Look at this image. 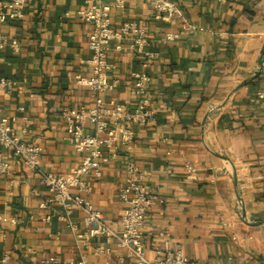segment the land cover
<instances>
[{
	"label": "crops",
	"instance_id": "1",
	"mask_svg": "<svg viewBox=\"0 0 264 264\" xmlns=\"http://www.w3.org/2000/svg\"><path fill=\"white\" fill-rule=\"evenodd\" d=\"M171 1L179 6L173 20L156 18L148 0L113 8L115 24H144L150 48L160 55L148 59L128 43L113 48L110 74L118 84L104 96L130 105L132 74L146 69L157 115L136 128L134 140L118 160L103 164L101 176L86 175L88 197L119 228L126 204L118 192L124 160L131 157L150 172L147 183L162 198L144 228L149 257L156 247L181 248L203 264H264V100L257 96L264 88V0ZM84 2L28 0L22 18L0 22V39L20 44L0 48V77L24 84L23 91L0 90V112L14 117L16 133L43 146L42 167L61 174L82 160L68 138L62 107L95 100L76 80L79 72L91 74L92 24L79 14ZM168 32L180 35L169 40ZM0 155L13 164L10 175H0V214L18 218L0 219V264H43L50 256L70 264L82 251L88 264L133 263L116 241L107 253H95L106 243L104 235L88 245L77 241L68 220L84 231L85 211L41 207L49 191L38 173L1 144ZM187 161L199 171L187 170Z\"/></svg>",
	"mask_w": 264,
	"mask_h": 264
},
{
	"label": "built area",
	"instance_id": "2",
	"mask_svg": "<svg viewBox=\"0 0 264 264\" xmlns=\"http://www.w3.org/2000/svg\"><path fill=\"white\" fill-rule=\"evenodd\" d=\"M27 1H5L0 6V22L22 18L25 15ZM148 2L156 18L173 20L179 12V6L171 0ZM125 5L126 0H85L79 10L81 18L92 24L88 40L92 55L88 59L91 74L79 72L76 74V80L95 94V100L91 105L67 104L61 111L66 122L68 138L82 155L79 166L65 174L43 168L41 165L43 146L16 133L14 117L2 115L1 112L0 144L12 151L13 155L21 159L27 167L36 171L42 183L48 188L49 194L41 200V207L54 209L62 206L69 213L73 206H78L85 211L84 231H81L78 224L70 218L68 225L77 241L86 245L99 235L106 237V243L97 245L95 253H107L108 243L116 241L125 249L127 256L133 259L132 264H203L187 255L181 248L163 250L156 247L154 257L147 255L144 228L152 206L162 198L147 183L150 172L142 169L133 158L127 157L124 160L125 179L118 196L125 202L126 207L119 228L113 227L106 215L95 208L88 197L92 185L86 179V175L101 176L103 164L119 159L125 147L134 140L136 128L149 125L157 115L152 95V74L146 69H138L132 74L135 101L130 105L104 96L118 84L110 74L113 63L109 57L113 48L122 49L125 43H128L148 59L160 55L159 51L150 48V35L144 24L132 19H126L118 25L113 22V8H124ZM179 35L177 32H168L166 37L174 40ZM9 43L19 49L18 40L9 42L7 37L0 39V48ZM15 88L23 91V82L11 76L0 77V90L10 91ZM257 96L264 100V88L257 91ZM89 127L91 129H88ZM185 165L192 173L200 169L192 161H187ZM12 168V162L0 155V175H10ZM50 217L51 215H47L46 218ZM0 219L18 223L15 215L0 214ZM124 257L121 255L119 260L124 261ZM58 262L55 256L42 259L43 264ZM70 264H88L87 253L82 251L80 257L72 260Z\"/></svg>",
	"mask_w": 264,
	"mask_h": 264
},
{
	"label": "water",
	"instance_id": "3",
	"mask_svg": "<svg viewBox=\"0 0 264 264\" xmlns=\"http://www.w3.org/2000/svg\"><path fill=\"white\" fill-rule=\"evenodd\" d=\"M261 219L260 218H257L255 221H254V224H256L258 221H260Z\"/></svg>",
	"mask_w": 264,
	"mask_h": 264
}]
</instances>
